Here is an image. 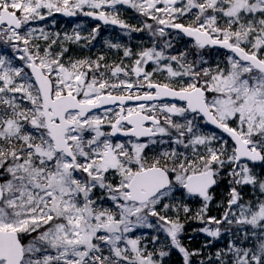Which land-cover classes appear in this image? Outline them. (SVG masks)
Here are the masks:
<instances>
[{"label":"snow or ice","instance_id":"6c2138e0","mask_svg":"<svg viewBox=\"0 0 264 264\" xmlns=\"http://www.w3.org/2000/svg\"><path fill=\"white\" fill-rule=\"evenodd\" d=\"M0 264H264V0H0Z\"/></svg>","mask_w":264,"mask_h":264},{"label":"rangeland","instance_id":"374dc122","mask_svg":"<svg viewBox=\"0 0 264 264\" xmlns=\"http://www.w3.org/2000/svg\"><path fill=\"white\" fill-rule=\"evenodd\" d=\"M123 18L128 19L130 23L136 24L137 21L134 18V14L131 12V10H127L124 12ZM54 19L56 23L54 25L51 24V19H49L48 24H49V30L56 32H69L71 33L73 29L77 25H82V29L86 30L83 31L82 34H87L88 31L91 30V28L95 27L97 23L93 22L89 17H83V16H76L71 19H65L61 17L58 13L54 14ZM114 37H119L122 39L124 42H127L129 40V37L127 36H121L120 31L114 30L111 28H102L101 35L98 37L97 41L94 42V47L92 48V53H99L100 51H103V41L106 38H114ZM141 38L135 39L134 36L131 37V42L133 45H135L137 42H139ZM73 50L76 51V46H72ZM80 55H88L89 52L87 50L80 52ZM218 191H223V189H220ZM204 237L202 235H195L194 237V244L193 245H198L203 241Z\"/></svg>","mask_w":264,"mask_h":264},{"label":"trees","instance_id":"16d2710c","mask_svg":"<svg viewBox=\"0 0 264 264\" xmlns=\"http://www.w3.org/2000/svg\"><path fill=\"white\" fill-rule=\"evenodd\" d=\"M133 36L135 37V39L141 38L139 34H133ZM195 227H197V225H195V224L190 225V226L188 227V229H187L186 234H187V235H192V229L195 228ZM187 242H188V241H186V243H187ZM194 242H195V241H194V239H193V240L191 241V243L194 244Z\"/></svg>","mask_w":264,"mask_h":264},{"label":"water","instance_id":"95a60500","mask_svg":"<svg viewBox=\"0 0 264 264\" xmlns=\"http://www.w3.org/2000/svg\"><path fill=\"white\" fill-rule=\"evenodd\" d=\"M62 17H64V18H71V17H65V16H63L62 14H60ZM96 22H98V21H96ZM110 26V25H109Z\"/></svg>","mask_w":264,"mask_h":264}]
</instances>
